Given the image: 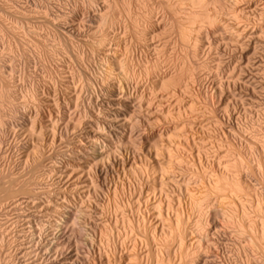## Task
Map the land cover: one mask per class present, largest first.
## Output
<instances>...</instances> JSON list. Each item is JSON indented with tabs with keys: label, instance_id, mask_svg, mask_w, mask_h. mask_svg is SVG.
I'll use <instances>...</instances> for the list:
<instances>
[{
	"label": "bare ground",
	"instance_id": "obj_1",
	"mask_svg": "<svg viewBox=\"0 0 264 264\" xmlns=\"http://www.w3.org/2000/svg\"><path fill=\"white\" fill-rule=\"evenodd\" d=\"M32 1L45 15L34 16L25 4L29 0L21 6L19 2L18 9L11 0H0V49L10 54L3 58L0 50V144L13 141L4 154L11 159L16 153L12 164L19 171L11 177L14 168L8 162L9 174L2 170L0 205L13 204L23 194L28 206L48 215V227L43 225L51 237L47 243L61 247L64 261L52 264H82V253L70 248L81 239L82 226L89 231L90 251L99 252L100 263L105 255L108 262L113 258L110 264H208L205 256L228 235L239 243L236 254L245 257V264H256L260 257L256 259L255 252L262 259L257 264L264 263V103L251 87H264V79L248 76L242 64L234 66L233 80L209 79V61L201 60L206 48L225 51L218 37L234 45L241 60L257 47L264 51V0H101V7L97 0H86L93 10L82 26L72 24L68 12L52 0ZM155 38L166 39L165 45L155 47L152 59L149 55L143 62L136 60L138 46L142 43L148 51ZM119 44L124 45L122 54ZM164 46H170L168 53ZM62 53L77 68L63 59L56 65ZM97 57L109 75H90L88 67ZM31 64L40 73L31 72ZM7 71L19 75L21 82L10 81ZM153 71L155 77L148 78ZM138 74L147 76L150 96L124 91L122 83ZM93 86L98 100L87 95ZM208 90L218 106L233 91L234 103L246 105L249 119L256 116L258 127L252 121H234L227 107L221 114L209 101ZM158 91L173 100L161 102L155 111H142L158 103ZM206 109L211 116L205 115ZM134 114L141 116L134 124L145 131L136 136L138 141L127 135ZM211 118L215 129L208 131L205 125ZM115 138L123 147L112 145ZM177 167L180 177L174 174ZM131 181L138 182L137 193L127 189ZM76 211L82 223L76 235H68L63 226L54 232L57 218L66 224ZM27 216L31 219L24 213L20 221ZM3 233L0 253L15 241ZM7 259V264H14L19 257L12 252Z\"/></svg>",
	"mask_w": 264,
	"mask_h": 264
},
{
	"label": "rangeland",
	"instance_id": "obj_2",
	"mask_svg": "<svg viewBox=\"0 0 264 264\" xmlns=\"http://www.w3.org/2000/svg\"><path fill=\"white\" fill-rule=\"evenodd\" d=\"M12 1V3L13 4H15L14 6L15 7H17L16 9H18V7H19V5L21 6V5H24L23 4V2H25L26 0H11ZM23 1V2H22ZM31 0H29V2L28 3H26L25 2V4H27V6L28 7H30L29 9L30 10H34L33 11V13H34V16L36 15V16H38V15H45V13L43 14V11H45L43 8V11H42V9H41V7H38V6H36V4H33V3H31L30 2ZM37 1H41V0H37ZM64 1V2H63ZM85 1V2H84ZM103 2H104V0H102ZM105 1H109V0H105ZM111 1V0H110ZM153 1V0H152ZM20 2V3H19ZM32 2H36V0L34 1H32ZM52 2H53V4H55L60 10L62 9V11H64V12H68L67 14H68V16H69V19H70V22L72 23V24H74V25H78L79 24V26H82L83 24H85L87 21V17H88V15H89V11L90 10H93V9H91V8H89L90 6H88V4L86 3L87 1L86 0H58V2H57V0H52ZM76 2V3H75ZM79 2V3H78ZM103 2H101V0H97V3H96V6L97 7H101V4L103 3ZM150 2H151V0H150ZM18 3H19V5H18ZM29 3H31V5H28ZM66 3V4H65ZM69 3H71V4H69ZM74 3V4H73ZM81 3H83L84 4V6H83V4H81ZM86 3V4H85ZM69 4V5H68ZM76 4H78L77 6H78V10H77V12H73V11H71V10H73V7L76 5ZM34 5V6H33ZM79 5H80V7H79ZM243 5V4H242ZM244 6V5H243ZM242 6V7H243ZM38 7V8H37ZM71 7V8H70ZM87 9H86V8ZM33 8H35V9H33ZM82 8V9H81ZM85 8V9H84ZM41 9V10H40ZM241 9H243V8H241ZM32 11H31V13H32ZM69 11L73 14H71V13H69ZM38 15H37V14ZM40 13V14H39ZM77 14V15H76ZM33 15V14H32ZM264 28V27H263ZM93 37V36H92ZM92 37H91V35H88V39L90 38V39H92ZM94 38V37H93ZM156 39V40H155ZM155 39H153V40H151V41H149V43H148V45H149V50L147 51V49L143 46V44L141 43V45H139L138 46V50H137V52H136V54L134 55L136 58V60L138 59V61H144L142 58H145L146 57V59H147V57H148V60L149 59H152L153 58V56L155 55V51H154V49L156 50L157 48H155V47H158L159 48V46H162V45H165L164 43V41L166 40V39H162V41L161 40H157V38H155ZM221 39V40H220ZM25 40V39H24ZM218 40H220V42L223 40V41H225V39L223 38H219L218 37ZM110 41H112V42H110ZM110 41H109V43L111 44V47L115 44V41L113 40V39H110ZM155 41H157V42H155ZM221 42L222 43V46L223 45H226V46H228V47H222L223 48V50H225V51H215V50H211L210 51V49H208V48H206L205 50H204V54L202 55V59L201 60H206L207 59V61H209V64H210V69H205V73H206V76H207V74H208V78L209 79H211L212 77L213 78H217V79H219V80H221V81H226V80H231L232 78L234 79L235 77H232V74H233V76H234V73H232V71L234 70H236V68L238 67L237 65H239V64H242L243 65V67H245L246 69H247V74H248V76H250L251 78L252 77H254V78H257V80H259V81H261V80H263L264 79V51L260 48V47H257L258 49L256 50L257 52L256 53H254V52H251V50L250 51H247L248 53L246 54V56H244L243 57V59L244 60H241L240 58H238L239 56H238V50H236V47L234 48V47H232V46H234V45H231V43H229L228 42V40L226 39V41H225V43L224 42ZM114 42V43H113ZM228 42V43H227ZM112 43H113V45H112ZM159 44H161V45H159ZM152 45V46H151ZM156 45V46H155ZM230 45V46H229ZM25 46H28V48H29V44L28 45H25ZM116 46V44L114 45V47ZM118 46H120V44L118 45ZM122 46V47H121ZM121 46H120V50H119V53H124V45H122L121 44ZM114 47H112L114 50H116V51H118L117 49H119L117 46V48H114ZM165 48H167V50H166V52L168 53L169 51V49H170V46H164ZM146 51H145V50ZM1 51H4V50H2V49H0ZM235 50V51H234ZM141 51V52H140ZM206 51V52H205ZM210 51V52H209ZM223 52V53H222ZM237 52V53H236ZM145 53H147V54H145ZM154 53V54H153ZM209 53V54H208ZM219 53V54H218ZM2 57L4 58H7L8 59V57H9V53L7 52V51H4V52H2ZM63 54H65V53H62L59 57H57V59H55L54 60V63L57 65L62 59L63 60H66V64L68 63V65L69 66H73L74 68H77V63H73V60L70 58V57H68V55H63ZM223 56H222V55ZM255 54V55H254ZM66 56H67V58H66ZM205 56H207V57H205ZM211 58H210V57ZM238 56V57H237ZM60 57H62V58H60ZM246 57L249 59V62L247 63L246 62ZM65 58V59H64ZM99 57H97L95 60H94V63H93V65L91 66H89L88 67V69H89V73H90V75H92V77H95V78H99V77H101V75L102 76H104L105 74L106 75H109V74H107V73H109L108 72V70H107V67L102 63V62H100L101 60H100V58L98 59ZM221 58V59H220ZM59 59V60H58ZM72 61H70V60ZM216 59V60H215ZM218 60V61H217ZM57 61H59L58 63H57ZM84 62V64H86L85 62H86V60H85V58H84V60H83ZM222 61V62H221ZM214 62V63H213ZM242 62V63H241ZM9 64H11V62L9 61L8 62ZM246 63L247 64H249V65H246ZM251 63V64H250ZM216 64V65H215ZM34 64H31V67H29V68H31L30 69V71L31 72H34V71H37L38 73H40V71H38L39 70V67H37L36 65V67L35 66H33ZM86 65H88V63L86 64ZM86 65H84V66H86ZM100 65V66H99ZM103 65V66H102ZM219 66V67H218ZM236 68H235V67ZM249 66V67H248ZM251 66V67H250ZM35 67V68H34ZM70 67V68H71ZM91 67V68H90ZM97 67V68H96ZM35 70H34V69ZM38 70H37V69ZM69 68V69H70ZM103 68H106V70L105 69H103ZM235 68V69H234ZM262 68V69H261ZM221 69H223V70H221ZM99 70V71H98ZM102 70V71H101ZM259 70V71H258ZM107 71V72H106ZM150 71H151V68H150ZM149 71V72H150ZM215 71V72H214ZM219 71H220V74H219ZM222 71V72H221ZM233 71V72H234ZM92 72V73H91ZM101 72V73H100ZM228 72V73H227ZM251 72V73H250ZM10 73H12V74H10ZM14 72H12V71H7V77H9V79H11L10 81H12V79H14L13 81H17V78H19L20 76L19 75H17V74H13ZM152 74H151V76L150 77H148V78H150V79H153L154 77H155V71H153V72H151ZM155 73V74H154ZM212 73V74H211ZM222 73V74H221ZM67 75H70L68 72L66 73ZM95 74V75H94ZM142 74V73H141ZM140 74V75H141ZM223 75L222 77H220L219 75ZM231 74V75H230ZM254 74V75H253ZM11 75V76H10ZM105 75V76H106ZM139 75V74H138ZM139 75V76H140ZM144 75V74H143ZM143 75H141L142 77H139V76H137V77H134V79L133 80H131V81H129V83H122V86H123V84H124V86H123V88H126L124 91H126L129 95H133L135 92H143V91H145L144 93L146 94L147 93V95L149 94L148 93V87H149V84L147 83V84H145L144 82V79H147V76L146 77H144ZM227 75V76H226ZM256 75V76H255ZM13 76V77H12ZM17 76V77H16ZM19 76V77H18ZM98 76V77H97ZM210 76V77H209ZM216 76V77H215ZM16 77V78H15ZM43 77H45L44 75H43ZM221 79H220V78ZM230 77H231V79H230ZM47 77H45V78H43L44 79V81H47V79H46ZM212 78V79H213ZM227 78H229V79H227ZM149 79V80H150ZM226 79V80H225ZM232 79V80H233ZM20 80V81H19ZM18 81L19 82H21V79L19 78L18 79ZM138 83H137V82ZM131 83V84H130ZM126 84V85H125ZM133 84V85H132ZM143 84V85H142ZM137 87H136V86ZM255 84H253V85H251V87L253 86V90H254V93L256 94V98H258L259 100H262L263 101V103H264V87L263 86H259V84H256L255 86H254ZM126 86V87H125ZM128 86V87H127ZM140 87V88H139ZM263 87V88H262ZM93 88H94V90L92 91L93 93H90V94H92V95H90V94H87L88 96H90V97H92L93 99H95V100H98V99H100V94H98L99 92H98V89L96 88V86H93ZM145 88V89H144ZM148 88V89H147ZM97 89V90H96ZM142 89V90H141ZM243 89V88H242ZM263 89V90H262ZM128 90V91H127ZM133 90V91H132ZM134 90H135V92H134ZM244 90V89H243ZM95 91H97V93H95ZM131 91V92H130ZM230 93H231V90L229 91ZM162 94L161 95V99L160 98H155V99H157L155 102H158L157 104L155 103V105H152V107H146V106H144L143 107V109H142V111H144L145 110V112H146V110H156V109H159V105H160V103L161 102H165V103H170L171 102V100H173L172 98L171 99H169L170 97H168L167 95H165V93L164 92H160V91H158V93H157V95L158 96H156V97H159L160 96V94ZM208 95L207 96H209L208 97V99H209V101L212 103V105H214V106H217L218 108H219V112L221 113V114H225V112H226V109L228 108L230 111H232V113H233V115H234V117H233V120L234 121H236L237 120V122H239L240 123V121H242L241 122V124L242 123H245V121H248V122H251L252 121V123H253V125H256V127H258L257 126V124H255L254 122H256V116H254L253 117V120H251V119H249L250 118V113H248V107L246 106V105H244V106H240L241 105V103H240V105H239V103L237 102V103H234L235 101H234V98H236V97H234L235 95H234V93H233V91H232V93H231V95H230V93H228L229 94V96H228V98H227V100H225L226 102H224V105L223 104H221L220 106H218L216 103V100H214L210 95H211V90H208ZM94 95V96H93ZM98 95V96H97ZM166 97H165V96ZM257 95H259V97L257 96ZM148 96H150V95H148ZM162 96H163V98H162ZM97 97H99V98H97ZM232 97V98H231ZM231 100H230V99ZM159 99V100H158ZM169 99V100H168ZM212 100V101H211ZM230 100V101H229ZM160 101V102H159ZM216 103H215V102ZM232 103V104H231ZM159 104V105H158ZM228 104V105H227ZM238 104V105H237ZM156 105H157V107L158 108H156ZM229 106V107H228ZM264 106V105H263ZM155 107V108H154ZM225 107H227V108H225ZM244 107V108H243ZM149 108V109H148ZM151 108V109H150ZM236 108V109H235ZM221 109V110H220ZM245 109H246V111H245ZM74 110V108H72V109H70V111H73ZM142 111H139V112H137V113H140V112H142ZM210 112V110H207L206 109V111H205V115H209V116H211L210 115V113H208V112ZM143 113V115H145L146 113ZM245 112V113H244ZM258 113H260L259 111H258ZM136 114V113H135ZM134 114V116L131 118V119H129L130 120V122L131 121H133V125H132V127L131 128H128V129H130V130H128L127 129V131H128V133H127V135H128V138H131V139H133V137H134V140H139V137H141L142 136V133H143V135H144V133H145V131H144V128L143 127H140V125H138L139 124V121H140V117L142 116L141 114L142 113H140L139 115H141V116H138V115H135ZM136 119V120H135ZM212 120V121H211ZM239 120V121H238ZM250 120V121H249ZM134 121L135 122H137L136 124H134ZM244 121V122H243ZM214 122V120L211 118L210 120H208V122H207V124L205 125V129L206 130H210V131H213V129H215V122ZM167 122H164V124H162V126L163 125H165ZM161 125V124H160ZM159 124H158V126H160ZM139 127L141 128V129H139ZM135 128V129H134ZM213 128V129H212ZM133 129V130H132ZM212 129V130H211ZM136 130V131H135ZM144 132H143V131ZM139 131V132H138ZM142 133H141V132ZM130 132H131V134H130ZM135 132H137V133H135ZM139 133H141V134H139ZM130 135V136H129ZM132 135V136H131ZM140 135V136H139ZM136 136H139V137H136ZM21 138H19L20 140H25V136H23V135H21L20 136ZM24 137V138H23ZM113 140H115V142L114 141H112V142H114L112 145L115 147V148H117V149H119L120 147L119 146H121V147H123V145H122V142H119V140L117 139L116 140V138L115 139H113ZM137 140V141H138ZM117 141L120 143H117ZM9 142H11V143H9ZM13 143V141L11 140L10 141V139L7 141V143H3V144H0V150H1V152H2V154H1V152H0V168H2L1 170H0V177H1V174H6V173H8L9 174V172L11 171H9V169H11L12 167L14 168H12L13 170H12V172H10L11 173V177H16V176H18V172L19 171H16V170H18V169H16V167L15 166H13V162H14V157H16V153L14 152V153H12V160L11 159H9V157H7L6 156V154H7V152H6V154H4L5 153V151H7L8 149H9V146H11L10 144H12ZM116 143V144H115ZM117 144H119V145H117ZM1 145H3V146H1ZM6 145H8V146H6ZM115 145H117V146H115ZM5 146V147H4ZM3 149V150H2ZM6 149V150H5ZM50 149V148H49ZM4 154V155H3ZM119 154V153H118ZM8 155V154H7ZM4 156V157H3ZM5 158H7V159H5V161H4V159ZM12 161V162H10V161ZM2 162V163H1ZM3 162H5V163H3ZM7 162L10 164V166H11V168H10V166H9V164H7ZM13 163V164H12ZM6 166H5V165ZM3 165V166H2ZM8 165V166H7ZM4 167V168H3ZM8 167V168H7ZM6 171H5V170ZM180 168L179 167H177L175 170V172H174V174H175V176L177 177H180V174L182 173L181 172V170H179ZM2 170L3 171H5L4 173L2 172ZM8 170V171H7ZM178 171V172H177ZM177 172V173H176ZM14 173V174H13ZM17 173V174H16ZM16 174V175H15ZM12 175H15V176H12ZM4 181H6L5 179H4ZM7 182H8V178H7ZM133 182V183H132ZM47 185H49V184H47ZM46 185V186H47ZM129 186L127 187V189L131 192V193H137L138 191V189L136 188L137 187V185H138V182L137 181H131L130 182V184H128ZM45 186V185H44ZM44 186H42V187H44ZM139 187V186H138ZM263 192H264V190H263ZM23 194H20V196H17V198H15V201L13 202V204L11 203H9L8 201H7V203H6V201H4L3 203H1V205H0V222L2 223H4V224H1L0 225V231L5 235V236H7V234H8V238H10V237H13L14 238V242L12 243V248H9L8 249V247L6 246V248H7V250H9V251H7V250H5L6 248L5 247H3V248H5V249H3L2 251H3V253H2V251H1V256H0V264H7V262L6 261H8V259L7 258H9V255L13 252H15V254H17V257H19V260H17L16 262H14V264H41V263H43V264H52V262L53 261H55V260H60V261H62V262H60V263H63L64 261L61 259V256H60V254H59V249L61 248V247H56V248H51L49 245H48V243L47 242H49V240H50V236H48L47 235V232H45L46 230L45 229H47L46 227H48V225H47V223H46V218L48 217V215H46V213L44 212H42L41 210H40V208H36V207H34L33 208V206H31V205H29L28 206V204H27V202L24 200V198H26L25 197V195H23ZM22 197V198H21ZM40 199H43V198H40ZM19 200V201H18ZM22 201H25V203L24 202H22ZM16 202V203H15ZM22 202V203H21ZM3 204V205H2ZM17 204H18V206H17ZM5 205V206H4ZM8 205V206H7ZM11 205H13V206H11ZM21 205V206H20ZM26 205H27V208H26ZM10 207V208H9ZM15 207V208H14ZM17 207V208H16ZM5 208V209H4ZM33 208V209H32ZM25 209V210H24ZM30 209H31V211H33V212H31L30 211ZM35 209V210H34ZM22 211V212H20V211ZM26 211L28 212V213H26ZM30 211V212H29ZM37 213H35V212ZM19 212H20V214H19ZM38 212H39V214H38ZM42 212V213H41ZM24 214L25 213V215L26 214H29L30 213V217H31V219L29 218L28 219V217L29 216H27L26 218L24 217H22V220L20 221V216L22 215V214ZM33 213H35V215L33 214ZM45 214V215H44ZM79 213H77V211L75 212V216H74V220L73 221H71V222H68V223H66V224H63V221H62V218H57V220H56V229H54V232H56L61 226H63L62 228H63V230H65V232L68 234V235H71V236H74V235H76L78 232H79V227H80V224L82 225V223H79V215H78ZM18 216V217H17ZM46 216V217H45ZM39 217H41V218H39ZM43 217V218H42ZM76 217V218H75ZM36 218V219H35ZM45 218V219H44ZM196 218V217H195ZM195 218H190V219H192L191 220V222L193 221V222H195L196 221V219ZM27 221H26V220ZM35 221H34V220ZM78 219V220H77ZM20 221V223H19V221ZM45 222H44V221ZM59 223H58V222ZM61 221H62V223H61ZM17 222H18V224H17ZM24 222H27V223H24ZM31 222V223H30ZM33 222V223H32ZM44 222V223H43ZM43 223V224H42ZM46 223V224H45ZM79 223V224H78ZM25 224V225H24ZM35 224H37V225H35ZM22 225V226H21ZM31 225H35L34 227H32ZM43 225H45V226H43ZM59 226V227H58ZM2 227H4V228H2ZM9 227V228H8ZM26 227H28V228H26ZM42 227H43V229H42ZM83 228H82V231H80L79 232V234L81 235V239H79V241H77V242H74L73 243V245L70 247V248H77V250H78V252L80 251L82 254H80V255H82V256H80L79 255V259L81 260H83V262H80V263H82V264H107V262L109 261L108 259H107V257L108 256H106V258H105V255H102V257L103 258H101V259H104V262H103V260H101L102 261V263H100L99 262V257H98V253H95V254H93V253H91V251H90V247H91V242H90V240L88 239V237L90 238V236H89V231L88 230H86L85 228L86 227H84V226H82ZM8 228V229H7ZM26 228V229H25ZM58 228V229H57ZM3 229V230H2ZM11 229H14V231L13 230H11ZM22 229V230H21ZM28 229V230H27ZM31 229V230H30ZM37 230V231H36ZM39 230V231H38ZM45 230V231H44ZM86 232H85V231ZM28 231V232H27ZM35 233H34V232ZM84 231V232H83ZM26 232H27V238L26 237H24L23 235H25L26 234ZM40 232H41V235H40ZM88 232V233H87ZM10 233V234H9ZM15 233V234H14ZM18 233V234H17ZM24 233V234H23ZM30 233H32V234H30ZM13 234V235H12ZM43 234V235H42ZM45 234V235H44ZM31 235V236H30ZM37 235H40V237H41V239L42 240H40L39 239V237L37 236ZM24 237V238H21V237ZM32 236H34V237H32ZM47 236V237H46ZM228 236H230V235H228ZM227 236V239L228 240H225L224 242L221 240V244L219 245V250L217 251H214L213 253H208L209 254V257H210V255H211V259L209 258V260H207L208 258L205 256V259L204 260H206V263H208V264H245L246 263V260H245V257L243 256V255H240V256H237V250H238V248L239 247H237V245L239 244V243H237V241L233 238V236L231 237V238H229ZM38 237V238H37ZM50 237V238H49ZM86 237H87V239H86ZM31 238V239H30ZM85 238V239H84ZM27 239V240H26ZM33 239V240H32ZM46 239V240H45ZM84 239V240H83ZM23 240V241H22ZM28 240H31V242L30 241H28ZM37 240V241H36ZM88 240V241H87ZM236 241V242H235ZM24 242V243H23ZM86 242V243H85ZM89 242V243H88ZM15 243V244H14ZM82 243H85V244H82ZM24 245V246H23ZM229 245V246H228ZM14 246V247H13ZM46 246V247H45ZM76 246V247H75ZM97 246H99V245H96V247H95V249H97L98 247ZM239 246V245H238ZM222 247V248H221ZM224 247H226L225 249H227V250H225L224 249ZM25 248H26V250H25ZM49 248V249H48ZM59 248V249H58ZM64 249H68V246H66V247H63ZM82 248V249H81ZM85 248H87V249H85ZM12 249H13V251H12ZM81 249V250H80ZM233 249V250H232ZM24 250V251H23ZM51 250V251H50ZM98 251H99V248L97 249ZM97 250H95L96 252H97ZM223 250V251H222ZM232 250V251H231ZM12 251V252H11ZM90 251V252H89ZM234 251V252H233ZM236 251V252H235ZM56 252V253H55ZM79 252V253H80ZM228 252H230V253H228ZM78 253V254H79ZM87 253V254H86ZM9 254V255H8ZM26 254H28V255H26ZM208 254H206V255H208ZM257 254V255H256ZM259 253L258 252H255V256L257 257L256 259H258L259 257L261 258V256H260V254L258 255ZM54 255V256H53ZM57 255V256H56ZM59 255V256H58ZM97 255V256H96ZM213 255V256H212ZM8 256V257H7ZM215 256V257H214ZM90 257V258H89ZM98 257V258H97ZM110 257V260L112 261V257L111 256H109ZM241 257V258H240ZM84 258V259H83ZM95 258H96V260H95ZM259 258V259H260ZM6 259V260H5ZM93 259V260H92ZM258 259V260H259ZM79 260V261H80ZM258 260H256L255 262H256V264H257V261ZM261 261H262V259H260ZM111 261L110 262H108L109 264L111 263ZM114 261V260H113ZM112 261V262H113ZM118 261V260H117ZM243 261V262H242ZM260 261V263H258V264H264L263 262H261ZM89 262V263H88ZM119 263L121 262L120 261V259H119V261H118ZM259 262V261H258ZM114 263V262H113ZM112 263V264H113ZM121 264V263H120ZM123 264V263H122Z\"/></svg>",
	"mask_w": 264,
	"mask_h": 264
}]
</instances>
